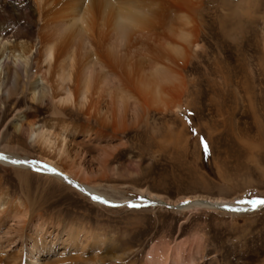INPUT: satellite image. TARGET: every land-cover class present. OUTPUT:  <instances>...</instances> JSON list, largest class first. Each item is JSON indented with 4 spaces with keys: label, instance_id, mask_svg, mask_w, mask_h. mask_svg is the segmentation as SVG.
Segmentation results:
<instances>
[{
    "label": "bare ground",
    "instance_id": "1",
    "mask_svg": "<svg viewBox=\"0 0 264 264\" xmlns=\"http://www.w3.org/2000/svg\"><path fill=\"white\" fill-rule=\"evenodd\" d=\"M256 3V0H0V99L12 95L21 82L30 92V99L36 100L42 110L51 109L55 118L51 123L41 122L34 130V122L28 118L32 113L25 111L18 125L20 133L39 138L41 147L48 151V156H41L47 164L36 161L35 165H13L12 159H31L12 153H1L8 159L0 163L36 171L73 186L84 196L97 195L108 201L107 204L94 201L98 204L126 209L134 208L129 204L140 205L138 200H108L90 185L92 172L86 170L80 159L70 156L69 150L79 141L95 144L116 141L120 138L118 133L145 120L149 108L167 109L179 116L178 108L182 107L205 116L203 108L194 101L204 91L199 79L201 68L214 76L220 71L224 83H232L238 55L248 44L243 38L236 40L231 31V39L225 40L218 26L227 17L233 22L249 17ZM237 91H234L236 101L244 105ZM247 101L252 102L248 93ZM209 102L213 110L215 100L209 96ZM223 106L216 102V112L221 117L229 113ZM244 116L242 110L238 119ZM179 118L182 127L177 134L183 133L188 143L185 124ZM109 153V149L102 147L99 161L102 172ZM43 165L55 169L59 175L45 170ZM60 198V194L48 188L36 201L27 192L17 197L14 191L2 186L0 176V264H181L183 261L180 254L171 255L159 248L148 253L142 262V250L135 249L131 240L126 239V228H95L75 218L49 213L60 204ZM187 201L190 203L177 204L178 209L191 203L216 204L223 209L224 205L247 208L222 198L198 197Z\"/></svg>",
    "mask_w": 264,
    "mask_h": 264
},
{
    "label": "rangeland",
    "instance_id": "2",
    "mask_svg": "<svg viewBox=\"0 0 264 264\" xmlns=\"http://www.w3.org/2000/svg\"><path fill=\"white\" fill-rule=\"evenodd\" d=\"M256 2L249 17L234 22L227 17L218 26L225 40L231 39L230 31L236 40H248L236 60L232 83L225 84L220 71L214 76L201 68L199 79L204 91L194 101L206 115L178 108L188 143L183 133L177 134L182 127L179 116L167 109L149 108L146 119L118 133L116 141H79L69 150L70 156L80 159L86 170L96 174L94 178L91 175L90 185L98 192L114 202L138 200V207L98 204L57 179L0 163L2 186L17 197L27 192L32 201L48 188L61 196L60 204L49 213L75 218L95 228H126V239L142 250V262L153 250L165 249L171 255L180 254L181 264H264V206L239 212L216 204L177 207L198 197L233 202L264 197V0ZM215 9L218 12L219 8ZM26 88L19 82L15 93L0 99V154L12 153L47 164L41 156H48V151L41 147L39 138L20 133L18 125L25 111L32 113L28 118L34 122V130L41 122L51 123L55 118L51 109L42 110L36 100L30 99ZM236 89L244 105L236 101ZM247 93L253 103L247 101ZM209 96L215 100L213 110ZM216 102L220 107L225 104L229 113L221 117ZM242 110L245 116L238 119ZM79 120L84 121L81 117ZM90 123L95 121L90 119ZM201 136L210 147L207 158L200 145ZM102 147L111 152L103 172L99 162Z\"/></svg>",
    "mask_w": 264,
    "mask_h": 264
},
{
    "label": "snow or ice",
    "instance_id": "3",
    "mask_svg": "<svg viewBox=\"0 0 264 264\" xmlns=\"http://www.w3.org/2000/svg\"><path fill=\"white\" fill-rule=\"evenodd\" d=\"M113 2H115V0H113ZM193 131V135L196 134V130L192 129ZM200 145L202 148L203 153L205 154V157L207 158V156H209L210 153V147L208 142L205 140L204 137H200ZM8 158L6 156H3L2 154H0V160H7ZM13 165H23V164H29V165H35L37 162L35 160H20V159H12L10 161ZM43 168L49 172L55 173L57 175H59V173L56 172L55 169L50 168L48 165H43ZM40 169H37V171H39ZM81 191H83V189H81ZM93 201H99L101 203H105L107 204L108 201L103 199L100 196L97 195H92L90 197ZM184 204H188L190 203L189 201L185 200L183 201ZM235 203L237 204H241V205H246L247 208L246 209H241V208H234V207H229L228 205H224L225 209L227 211H232V212H239L242 210H255L258 207H262L264 206V197H260V196H253L252 198H248V199H242V200H237ZM130 207H138L139 205L136 204H129Z\"/></svg>",
    "mask_w": 264,
    "mask_h": 264
}]
</instances>
